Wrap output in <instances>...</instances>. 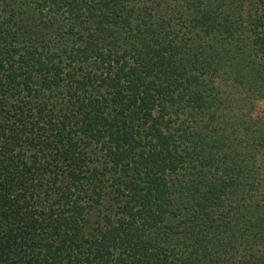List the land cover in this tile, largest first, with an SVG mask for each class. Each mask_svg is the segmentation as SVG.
Wrapping results in <instances>:
<instances>
[{
  "label": "trees",
  "instance_id": "obj_1",
  "mask_svg": "<svg viewBox=\"0 0 264 264\" xmlns=\"http://www.w3.org/2000/svg\"><path fill=\"white\" fill-rule=\"evenodd\" d=\"M0 264H264V0H0Z\"/></svg>",
  "mask_w": 264,
  "mask_h": 264
}]
</instances>
